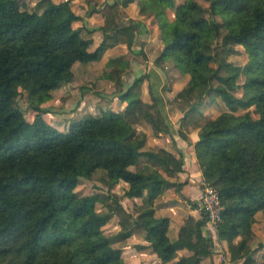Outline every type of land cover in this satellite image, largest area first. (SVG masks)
<instances>
[{
	"label": "trees",
	"instance_id": "obj_1",
	"mask_svg": "<svg viewBox=\"0 0 264 264\" xmlns=\"http://www.w3.org/2000/svg\"><path fill=\"white\" fill-rule=\"evenodd\" d=\"M134 1L109 5L98 28L104 39L91 51L84 26H75L83 17L70 0H39L33 10L19 0H0V264H127L117 240L105 233L115 219L122 232L117 242L144 235L158 264H203L214 255L204 213L185 218L175 240L171 218L156 214L165 189L183 187L170 178L183 171L184 159L165 147L147 148V133L138 129L146 123L155 136L171 133L166 101L149 73L125 88L118 59L110 60L106 76L128 101L124 113H88L67 132L41 117L53 91L74 80L77 61H99L121 43L133 51L143 24L118 18ZM138 5L155 19L174 10L155 63L190 76L168 103L182 114L179 133L186 141L192 143V130L200 131L195 152L203 180L224 207L218 239L232 262L264 264L254 247L255 223L264 218V0H209L208 8L197 0ZM240 47L244 64L230 60ZM145 80L148 101L141 97ZM23 92L29 97L25 109L17 104ZM205 97L220 98L228 109L205 114L199 108ZM28 107L36 112L33 120ZM95 176L111 188L126 182L125 197H143L142 203L132 211L110 192L80 194L81 179ZM179 245L192 253L178 257Z\"/></svg>",
	"mask_w": 264,
	"mask_h": 264
},
{
	"label": "crops",
	"instance_id": "obj_2",
	"mask_svg": "<svg viewBox=\"0 0 264 264\" xmlns=\"http://www.w3.org/2000/svg\"><path fill=\"white\" fill-rule=\"evenodd\" d=\"M55 1L59 2L60 0ZM84 1L85 0L72 1L75 12L83 17V21L76 22L75 26H84L83 36L92 41L90 50L93 51L104 39V34L98 30V28L104 22L105 14L109 10V5L115 0H98L96 3L99 5L95 4L94 1L88 3H85ZM175 2L176 4L181 3L180 1L177 2V0ZM37 3L38 2H35V4ZM138 6V0L130 3L128 6L129 8H138V10H136L134 14H130L127 17V19L132 21L124 19L128 23L139 21L143 24V27L139 30L140 32L137 35L133 51L128 49L125 44L121 43L106 50L99 61L82 63L76 67V70H74L76 62L73 66V70L75 73L74 80L78 81V84L73 88H71L72 86L67 83L63 84L54 90L53 98L43 105L46 111H51L56 116L67 119V127L73 123V117L78 116L79 118L84 114L91 113L90 106H88L89 101L93 102V104L100 103L101 106H104L108 102L114 103L117 97H121L120 94L116 93L114 82L106 76L107 72L111 69L110 60L115 58L118 59L116 64H118L124 71L122 79L125 84V88H128L134 82L135 78L145 73H149L151 75L152 82L154 84L157 82L159 83V92L162 98L166 101L164 107L165 109H168V106H166L168 103L164 96L166 89V74L164 68L161 64L155 63V61H149L148 64L147 62L146 64H142L138 58L140 54L145 57L147 50H151V54L154 55L155 51L159 48L161 51L156 54L157 56L154 55V57L157 58L160 55L164 47L160 33H162L163 25L166 21L159 19L161 31L158 30L159 26H157V24L155 25L153 17L145 16V14L139 10ZM89 7L90 10L85 13L84 8L87 10ZM173 19L174 15L172 17V20ZM118 20L120 21V17ZM151 29H153V33L150 34L149 31ZM173 73L177 79L187 78L184 84L190 79L189 75H180L175 70ZM183 85L178 88L176 94L181 90ZM55 93H59L62 96V102L57 101ZM121 101L123 104L126 103V101ZM85 104L86 107L83 111L73 114V112L77 111L80 106ZM127 105L128 102L124 106L125 112ZM166 114L171 133H162L159 136H155L152 134L150 127L146 123L139 125L138 129L147 133V148L165 147L172 153L178 154V152H181L183 155V171L170 178L172 182L183 183V187L180 190H177L176 186H170L166 188L165 193L155 201L156 214L167 215L171 218L169 235L173 240H175L178 237L181 226L184 224L185 218L189 215L198 217L201 214L195 207L192 206L190 202L195 201L199 203L203 192L204 180L195 152V143L200 137L199 129L192 130L188 133L192 139V143H189L179 133V129L182 127V114L180 111L176 110V112L171 113L166 110ZM53 126L60 131L62 130V125L59 126L54 124ZM120 183L126 185L125 188L128 189V184L126 182L120 181ZM144 197H149L147 192ZM142 201L143 197H124L122 203L125 207L133 211L134 207L140 205ZM113 221H115V228L120 229L117 219ZM259 226L264 229V218H258L254 226L256 233L254 247L257 248V253L260 254V258H262V256H264V234L263 237L261 236L259 239L261 231L259 232L256 230ZM210 231L215 243V253L210 257L204 258L203 264H225L226 262H228V264H237L238 262H242H232L230 260V254L228 253L226 244L218 239L217 231ZM121 243L123 256L127 264H158L160 262L159 257L153 252L150 242L145 239L144 235L132 234ZM191 253V250L182 245L177 247L178 257L189 255Z\"/></svg>",
	"mask_w": 264,
	"mask_h": 264
},
{
	"label": "rangeland",
	"instance_id": "obj_3",
	"mask_svg": "<svg viewBox=\"0 0 264 264\" xmlns=\"http://www.w3.org/2000/svg\"><path fill=\"white\" fill-rule=\"evenodd\" d=\"M39 0H19V2L21 4L24 3V6H27V8L33 10L36 8V4L35 2H38ZM71 3L73 0H70ZM94 1L95 4H97L96 2L98 0H85L84 2L85 3H88V2H92ZM176 1V0H174ZM178 1H182V0H177ZM200 4L203 5V7L205 8H208L209 6V0H197ZM176 3V2H175ZM99 5V4H97ZM139 7V6H138ZM135 9V8H133ZM132 8H129V7H126L123 9V13L119 16L120 17V22H126V20L128 21H132L130 19H127V17L130 15V14H134L136 12L137 9L133 10ZM84 12H88L90 10V7L87 8V10L84 8ZM139 10H140V7H139ZM174 11V10H172ZM171 9L167 10L164 15H162V17H160L159 19L161 20H165L167 22V25L170 23L169 22H172V17L174 15V12H172ZM146 16V15H145ZM149 17V16H147ZM126 19V20H124ZM154 21H155V25L157 24V26H159V29H160V22H159V19H155L153 18ZM163 30V29H162ZM149 33H153V29H151L149 31ZM160 36H161V33H160ZM210 48V43L207 44V49ZM240 52L236 55H232L230 57V60L233 61V62H236L238 64H244L246 62V54H245V51L243 49V47H240ZM161 51V49L159 48L158 50L155 51V56H157L156 54H158L159 52ZM152 51L151 50H147L146 51V54H145V57L142 56L141 54L139 55V61L142 63V64H147L149 63V61H152L154 62L156 59L154 57L153 54H151ZM133 54V53H132ZM131 54V55H132ZM124 60V59H123ZM83 62H80V61H77L76 65L74 66V70H76V67L78 65H81ZM162 65V67L164 68L165 70V74H166V89H165V92H164V96H165V99L167 100V103H168V100L173 98L175 95H176V91L178 90V88L180 86H182L185 82V80H187V78L185 79H180V78H176L174 73H173V68L170 67V64L168 65L167 62H161L160 63ZM118 65V64H117ZM119 66V65H118ZM180 79V80H179ZM78 81L74 80V81H71L67 84L71 85L73 88L75 85H77ZM242 82V81H241ZM168 87V88H167ZM54 92V91H53ZM144 100L148 101V100H151V95L149 93V83L147 80L144 81V84L142 86V96H141ZM55 98L57 99L58 102H62V96L59 94V93H55ZM28 94L23 92L18 100H17V104L19 106H21L22 108H27L28 106ZM116 101L114 103H106L104 106L100 103H95L93 104V102H88V106H90V112L91 114L93 115H101L103 113H111V112H116V113H124L125 110H124V106L127 104V100H124V98L121 99V97H117L115 99ZM126 101V103H122V101ZM64 103V102H63ZM112 104V105H111ZM168 106L166 109L167 112H176V110H173L172 109V105H170L169 103L166 105ZM86 107V104L85 105H82L78 108L77 111L73 112V114H77L79 113L80 111H83ZM29 108V107H28ZM199 108L202 112H204L205 114L207 115H211L212 117L214 116H217L220 114L221 111L223 110H227V106L225 105V103L220 99V98H217V99H211V98H208V97H205L204 100L201 102V104L199 105ZM252 109H254V107H252ZM243 111H246V110H240V112H243ZM87 114H84L82 115L81 117L78 118L77 117H73L72 121L73 122H76L80 119H83L86 117ZM27 118L28 119H31L33 120L36 116V112L32 109L29 108V110H27ZM41 117H44V119L50 124V125H62V130L63 132H67L68 131V128L69 126L67 127V124H68V121L67 119H63L61 117H58L56 116L53 112L51 111H45L41 114ZM71 125V124H70ZM61 130V131H62ZM185 132H186V129H185ZM98 176V175H97ZM95 176L93 179H81L80 183H79V186L77 188V191L80 193V194H92V193H97V192H110L111 194H113L115 197H117L121 202L122 200L124 199L125 197V192L127 191V189L125 188L126 185H123L122 183L118 182L114 187H109L108 185H106L104 182H101L100 178ZM98 208H102L100 205H98ZM256 230H258L259 232L261 231V234L259 235V239L261 238V236L263 237V234H264V229L261 228V226H259V228H257ZM209 231V230H208ZM211 232V231H209ZM105 233L108 234L109 236L113 237V239L116 241H119L118 238L121 237V233L120 232V229H116L115 228V221L111 220L107 226L105 227ZM114 242V245L117 246L118 248H121L122 249V243H119V242ZM132 243V242H131ZM131 245V244H130ZM123 251V250H122ZM255 258L257 260H260V254H258L257 252L255 253ZM223 259V258H222ZM222 262V261H221ZM225 264H228V262H226Z\"/></svg>",
	"mask_w": 264,
	"mask_h": 264
},
{
	"label": "built area",
	"instance_id": "obj_4",
	"mask_svg": "<svg viewBox=\"0 0 264 264\" xmlns=\"http://www.w3.org/2000/svg\"><path fill=\"white\" fill-rule=\"evenodd\" d=\"M196 209L200 213H204L206 215L207 230L210 229L216 231L217 225L222 221L224 207L221 204L218 191L213 186L204 183L203 192ZM229 264H235V263H229ZM237 264H243V263L238 262Z\"/></svg>",
	"mask_w": 264,
	"mask_h": 264
}]
</instances>
